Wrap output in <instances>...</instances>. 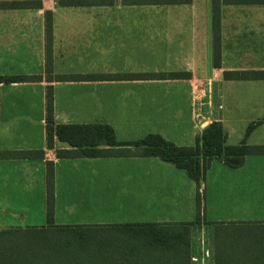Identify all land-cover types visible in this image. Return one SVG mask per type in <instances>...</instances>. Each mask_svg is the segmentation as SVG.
I'll list each match as a JSON object with an SVG mask.
<instances>
[{
	"label": "crops",
	"instance_id": "1",
	"mask_svg": "<svg viewBox=\"0 0 264 264\" xmlns=\"http://www.w3.org/2000/svg\"><path fill=\"white\" fill-rule=\"evenodd\" d=\"M28 1H40L41 9L0 10V77L41 80L0 84V153L43 151V158L0 160V213L26 211L31 203L26 197L32 200L36 195L47 223L46 163L52 162L54 223L59 212L81 211L82 204L94 202L95 195L111 186L119 189L126 205H136L127 211L144 218L142 224L193 223L189 264H215L209 232L221 222L196 221V185L185 171L156 157L57 159L55 151L68 146L55 139L54 148H46L45 93L51 87L55 125H108L118 143L158 135L175 146L191 147L212 122L222 124L227 145H232L233 127L231 133L240 143L247 125L264 118V81H226L222 74L264 71V4L220 5L221 61L214 68L212 0L151 6L139 4L140 0H103L111 2L79 7L58 4L68 0L0 3ZM46 11L52 15L54 76L177 72L190 77L48 82ZM228 122L233 126L228 128ZM246 143L264 146V121ZM202 182L200 189L217 186L224 196L228 191L232 197L263 195L264 155L245 157L238 169L213 161Z\"/></svg>",
	"mask_w": 264,
	"mask_h": 264
},
{
	"label": "trees",
	"instance_id": "2",
	"mask_svg": "<svg viewBox=\"0 0 264 264\" xmlns=\"http://www.w3.org/2000/svg\"><path fill=\"white\" fill-rule=\"evenodd\" d=\"M111 1H59L63 7L101 5ZM189 0H140L141 5H180ZM264 4V0H212V65L220 67V5ZM40 1L0 3V10L41 9ZM46 80L86 81L104 76H54L51 70L52 15L44 13ZM226 81H264V71L223 72ZM187 73L146 74L139 76H110L113 80H180ZM40 76L0 77V84L36 82ZM261 121L248 125L243 140L227 145L226 134L220 122L205 128L191 147H178L158 135H148L132 143H118L114 131L104 124L55 125L51 87L45 93L46 148H54V140L65 143L68 149L56 150L57 159L156 157L185 171L196 185V221L202 215L200 184L213 161L238 169L251 155H264V146H250L246 138ZM43 151L0 153V160L42 159ZM46 218L41 227L0 230V264H189L190 226L193 223H147L109 227L58 226L53 222L54 166L46 163ZM250 226V225H248ZM261 226V225H260ZM259 226V227H260ZM215 264H240L218 252L215 245ZM262 257H256L260 261ZM254 261V262H255ZM246 264V263H243Z\"/></svg>",
	"mask_w": 264,
	"mask_h": 264
},
{
	"label": "rangeland",
	"instance_id": "3",
	"mask_svg": "<svg viewBox=\"0 0 264 264\" xmlns=\"http://www.w3.org/2000/svg\"><path fill=\"white\" fill-rule=\"evenodd\" d=\"M214 111L217 113V105H214ZM218 111L224 113L223 109ZM226 125L230 128L233 122H228ZM238 127L239 125L235 126L236 129ZM233 128L230 130L229 142L237 145L239 139L237 135L231 133ZM201 189V221H206L207 224L212 221L224 223H219L215 229H210L214 248L216 245L220 254L240 264H264V194L232 197L231 191L225 196L219 194L217 186L207 190H204V187ZM26 198L31 202L27 205L26 211L17 209L12 213H0V230L16 228H8L5 227L6 225H17L18 228L24 229L46 224L45 218L40 214L41 204L37 201L36 195L32 200ZM73 198L70 196L68 199L73 201ZM93 200L94 202L82 204L81 207L84 209L81 211L59 212L54 224L81 227L142 224L140 220L144 218L138 217L136 212L127 211L128 208H136V205L132 203L126 205L119 189L109 186L95 195ZM59 205L65 207V203ZM256 257L262 259L255 261Z\"/></svg>",
	"mask_w": 264,
	"mask_h": 264
}]
</instances>
